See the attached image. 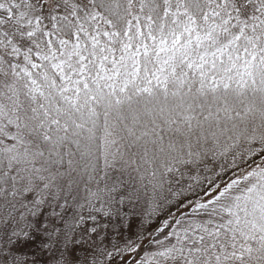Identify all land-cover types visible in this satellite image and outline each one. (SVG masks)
I'll use <instances>...</instances> for the list:
<instances>
[{
  "label": "snow or ice",
  "instance_id": "1",
  "mask_svg": "<svg viewBox=\"0 0 264 264\" xmlns=\"http://www.w3.org/2000/svg\"><path fill=\"white\" fill-rule=\"evenodd\" d=\"M0 264H264V0H0Z\"/></svg>",
  "mask_w": 264,
  "mask_h": 264
}]
</instances>
